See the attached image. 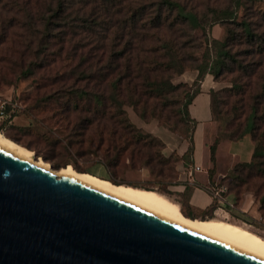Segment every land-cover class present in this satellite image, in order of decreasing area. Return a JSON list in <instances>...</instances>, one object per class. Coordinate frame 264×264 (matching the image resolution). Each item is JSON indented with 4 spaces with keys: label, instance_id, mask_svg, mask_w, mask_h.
I'll use <instances>...</instances> for the list:
<instances>
[{
    "label": "rangeland",
    "instance_id": "rangeland-1",
    "mask_svg": "<svg viewBox=\"0 0 264 264\" xmlns=\"http://www.w3.org/2000/svg\"><path fill=\"white\" fill-rule=\"evenodd\" d=\"M25 0H0V100L4 101L5 113L0 115V133L10 138L16 137V143L28 148L35 157H39L53 168H62L71 165L78 172H89L100 178L110 175L122 184L131 183L141 185L144 188H150L160 191L171 200L177 202L180 196L175 189L172 192L165 193L154 183V177L147 167L137 164L135 167L128 165V160L124 159V165H117L113 169H108L104 165L103 149L106 145V139L101 142V137H105V132L100 133L99 128L95 127L90 111L96 107L92 98L77 96V92L86 91L91 96L92 92H98L99 87L93 82L83 78V74L91 71L89 61L80 60L77 55H72L71 51H66L69 41L65 42L64 47H60V42L54 39L44 41L40 38L41 25L39 16L41 12L47 9V3L50 0H28V4L22 3ZM173 1V0H171ZM179 2L185 9L192 10L201 22L198 25H190L187 22L176 23L169 28V31H162L156 35L153 40L173 44L175 41H181L191 38L183 51L185 55H191L199 61L202 57L208 56V61L214 56L217 44L213 39L221 41L230 37L228 42L232 49H239L241 52L248 46H255L261 43L264 47V0H174ZM154 2L158 0H133L134 7H144L146 18L152 15L155 10ZM154 4V5H153ZM229 7L232 10L231 17L221 21H214L215 14L212 10H218L222 7ZM89 8V6H86ZM166 6H163L162 14L166 13ZM41 11V12H39ZM173 14V11H172ZM28 16L30 23L28 22ZM170 20V19H169ZM241 21L249 22L250 28L254 33L253 39L242 30ZM173 29V30H172ZM232 34V35H231ZM231 35V36H230ZM72 42V38L68 37ZM76 41V38H75ZM70 46V45H69ZM254 51L249 58H257ZM259 60L261 63L247 77L251 91H259L264 73V50L260 52ZM45 59L42 61L41 58ZM153 70L149 73V80L160 82L162 80H171L176 75V66L169 63L168 54L160 52V59L151 60ZM38 62L46 64L44 68L37 65ZM86 65V66H85ZM49 68V69H48ZM186 71L175 77V82L189 84L197 76L195 70H191L190 65L184 67ZM46 70V71H43ZM50 72V73H47ZM230 73L220 76V82L212 81L210 77L203 75L199 91L192 97L190 106V116L195 122L192 131L190 143L170 129L149 121H158L156 115L158 112H170L183 102L189 93L186 86L169 91L165 96L152 95L148 97L146 118L142 119L133 106L125 101H109L111 95L115 96L113 89L108 88L106 94H109L108 105L118 104L122 110V115L135 128L146 132L148 128L162 141V151L165 155H175L181 157L176 159L202 165L201 172L198 173L199 180H204V174L207 181L225 182L230 173L233 162L229 164L227 156H223L222 147H218L214 154L213 161L209 160V153L206 148L217 137L218 140L228 139L226 125L231 119L233 111H237L238 103L235 97L230 93ZM173 79V78H172ZM146 81H144L145 84ZM223 87L216 94V110L211 122L203 130L201 118L209 115L208 103L205 89ZM145 91L151 90L142 85ZM220 87V88H221ZM245 102L240 119L250 112V103L253 98H248L245 94ZM120 101L121 97L116 96ZM111 104V105H110ZM232 106L235 109H232ZM152 112H154L152 114ZM146 122H149L146 124ZM86 126V127H85ZM260 131V129H259ZM258 131V132H259ZM100 135V136H99ZM244 135H249L245 133ZM250 136V135H249ZM260 135L252 140L254 143H260ZM100 139V140H99ZM14 141V140H13ZM245 151V148H240ZM252 149V148H251ZM245 152L241 157H246ZM173 163V164H174ZM211 171V172H210ZM204 172V174H203ZM193 172L190 176L183 174L179 176L176 169L171 170L170 180L183 182L184 184L193 183L195 178ZM189 177V179H188ZM186 179L188 181H186ZM203 190V189H202ZM197 187L190 193L191 199L196 202L205 203L204 209L209 205L206 203L207 195ZM264 189L259 194H263ZM252 203L246 212L236 208L229 211L216 209L212 213L215 218L231 220L246 224L252 231L264 237V207L258 208L259 204L253 196Z\"/></svg>",
    "mask_w": 264,
    "mask_h": 264
},
{
    "label": "trees",
    "instance_id": "trees-1",
    "mask_svg": "<svg viewBox=\"0 0 264 264\" xmlns=\"http://www.w3.org/2000/svg\"><path fill=\"white\" fill-rule=\"evenodd\" d=\"M22 3L27 5L28 0L22 1ZM47 4L45 12L39 11L41 12L39 16L40 38L44 41L54 39L60 42L59 48L64 47L65 42L69 41L66 51H71L72 55H77L80 60H88L89 67H92L89 73H81L83 78H87L88 81L99 87L98 92H92L90 96L86 91H73L77 96H85L86 99L90 97L88 100L92 98L97 105L93 109L90 106L85 108L88 111L92 110L90 112L92 120L95 127L99 128L100 133L105 132V137H101V142L106 139L103 158L104 165L108 169H113L120 164L124 165L126 158L131 167H135L137 164L147 167L154 177L153 182L157 184V188L165 193H170L172 192L171 186L177 183L170 180L172 168L176 169L174 159L182 157L165 155L162 151L163 143L156 135L148 129L146 132H142L133 127L122 115L118 104L115 103L113 107H110L107 103L109 94H106L108 88L113 89L115 94V96H110L109 101H117L122 104L123 97L126 96L125 101L133 106L142 119H145L147 105H149L148 97L152 95L165 96L166 93L179 86L188 87L187 89L190 91L179 107L178 105L173 107L174 109L170 112H158L155 114L158 121L149 122L170 129L190 143L195 122L189 116L188 105L194 94L199 91L200 80L205 73H209L214 81L220 82L218 79L220 76L230 73L228 89L234 95L235 101L237 103L239 101V103L236 107L237 111H233L231 119L226 125L227 137L229 140H236L245 133H249L250 136H248L252 141L256 138V134H259L261 144L254 143L248 160L233 162L225 182L221 180L214 183L208 181L202 187L225 184L226 191L223 196L226 201L231 203V206L223 205L225 211L232 208L238 209L246 194L250 198L253 196L258 201V208L264 207V193L259 194L260 190L264 189V73L261 75L263 84L259 91H251L247 79L261 63L260 52L264 50L261 43L255 44L256 47L248 46L241 52L239 49H232V45L228 42L229 36L221 41L213 39V42L218 45L214 56L210 61L206 55L195 62V57L183 54V49L187 45V41L192 40L191 38L180 42L175 41L173 44L153 40L164 29L169 31V28L176 23L187 22L192 26L201 23L192 10L185 9L177 1L158 0V2H154L155 10L147 18L143 14L144 7L133 8V0H50ZM164 5L167 10L165 14H162ZM212 11L215 14L214 21L228 19L232 14V10L227 6ZM30 22L28 16L27 23ZM241 23L242 30L252 40L254 33L249 22L241 21ZM68 37L72 38V42ZM254 51L257 53V58H249ZM160 52L168 54L169 63L177 67L176 75L171 80L155 82L149 80L148 77L153 70L151 60L160 59ZM44 59L45 57L41 58L42 61ZM37 65L44 68L46 64L38 62ZM187 65H190L191 70L197 72L195 79L189 84L175 82V77L186 71L184 67ZM144 81H146L145 84ZM142 85L151 90L145 91ZM220 87L210 88L208 91L210 119L218 111L215 106V97L218 91L223 89ZM244 94L248 98L252 97L253 102L250 103V112L240 119L242 110L238 108L244 107ZM116 96L123 100L119 101ZM232 109L235 107L232 106ZM11 138L16 142L18 140L16 137L11 136ZM217 140L218 138L215 137L208 145L210 161H213ZM105 178L115 184L123 183L110 175ZM127 185H131V183H127ZM135 185L137 184H133V186ZM193 185V183H183V189L177 192L180 196L177 202L181 212L189 219L213 218L212 213L218 206L216 199L212 198L209 205L198 212L190 210L188 200ZM135 187H141V185Z\"/></svg>",
    "mask_w": 264,
    "mask_h": 264
},
{
    "label": "water",
    "instance_id": "water-1",
    "mask_svg": "<svg viewBox=\"0 0 264 264\" xmlns=\"http://www.w3.org/2000/svg\"><path fill=\"white\" fill-rule=\"evenodd\" d=\"M0 145V264H264Z\"/></svg>",
    "mask_w": 264,
    "mask_h": 264
},
{
    "label": "bare ground",
    "instance_id": "bare-ground-1",
    "mask_svg": "<svg viewBox=\"0 0 264 264\" xmlns=\"http://www.w3.org/2000/svg\"><path fill=\"white\" fill-rule=\"evenodd\" d=\"M0 145L27 160H32L45 167L49 166L41 158L35 157L31 150L2 133H0ZM54 170L57 174L67 175L109 195L264 259V237L252 231L244 223L215 217L204 220L189 219L181 212L178 202L171 200L157 190L127 184H115L89 172H78L70 164Z\"/></svg>",
    "mask_w": 264,
    "mask_h": 264
},
{
    "label": "crops",
    "instance_id": "crops-1",
    "mask_svg": "<svg viewBox=\"0 0 264 264\" xmlns=\"http://www.w3.org/2000/svg\"><path fill=\"white\" fill-rule=\"evenodd\" d=\"M206 77H210V79L212 81H214L211 77V75L209 73H205L204 74ZM202 83V79L200 80V85ZM208 91L209 89H205L203 91L204 94H206V97H207V103H208ZM190 106L188 105V113H189V116H190ZM191 117V116H190ZM201 122V125H202V130H203V142L205 143L204 141V130L206 129V126L211 122V119H210V113L207 117L205 118H201L199 120ZM195 127V125H194ZM148 131H150L152 134H154L150 128H148ZM155 135V134H154ZM222 147V151H223V156H227V159L230 161L229 164H231V162L235 161V160H248L249 157H250V153H251V148H252V141L251 139L249 138L248 135H243L242 137L236 139V140H229V139H221L217 142L216 144V148H215V154H216V151H217V148L218 147ZM245 148V151H241L240 148ZM207 150V153H208V149L206 148ZM245 152V155H247L246 157H241V154ZM192 164H199L201 167L202 165L200 163H194L192 162L191 160L189 162H185V161H182V160H179V163L176 164V169H177V173L180 175L183 174L184 176V179H185V174H187V169L192 165ZM194 172H197L195 174V178H193V180H191L193 182V188L197 187L198 189H203L202 191H204L205 189L202 187L204 184H206L205 181H207V178L204 174V180H199L198 178V173L201 172L200 171H194ZM189 179V177H188ZM186 181H188L186 179ZM171 189H175L177 192L181 191L183 189V182H177L175 185H172L171 186ZM191 193V192H190ZM205 193L207 195V198H206V203H210V196L207 192V190H205ZM189 208L191 211L193 212H198L199 210H201V208L204 207L205 203H202V202H196L191 199L190 195H189ZM251 206V198L246 194L244 195V198L242 199V201L240 202V207L238 208V210L242 211V212H246L247 209Z\"/></svg>",
    "mask_w": 264,
    "mask_h": 264
},
{
    "label": "built area",
    "instance_id": "built-area-1",
    "mask_svg": "<svg viewBox=\"0 0 264 264\" xmlns=\"http://www.w3.org/2000/svg\"><path fill=\"white\" fill-rule=\"evenodd\" d=\"M5 102L0 100V115H3L5 113ZM202 169V167L199 164H192L188 169H187V175H191L194 171H200ZM205 190H207L210 199H216L218 202V206L215 208V210L218 209H222L225 210L223 208L224 204H227L229 206H231V203L229 201H226L223 193L226 191V186L225 184H219V185H206V187L204 188ZM214 210V212H215Z\"/></svg>",
    "mask_w": 264,
    "mask_h": 264
}]
</instances>
